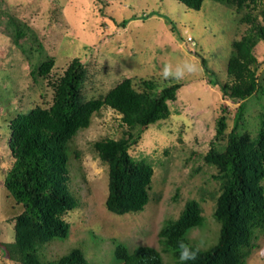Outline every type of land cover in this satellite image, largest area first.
<instances>
[{
  "label": "rangeland",
  "instance_id": "obj_1",
  "mask_svg": "<svg viewBox=\"0 0 264 264\" xmlns=\"http://www.w3.org/2000/svg\"><path fill=\"white\" fill-rule=\"evenodd\" d=\"M8 15L27 24L37 42L24 37L20 45L15 44L5 29ZM238 19L230 8L215 0H204L199 10L175 0H0V249L1 243L7 245L13 237V224L6 222V217L22 210L2 185L11 161L9 119L17 111L49 106L53 82L75 57L86 67L81 85L84 100L104 95L125 77H131L136 86L140 78L161 83L166 63L189 60L203 71L171 82L181 86L176 100L168 103L170 116L150 124L130 149L135 159L145 160L154 168L150 200L142 211L119 215L105 206L108 165L100 160L93 143L104 137H120V114L102 108L93 114L87 128L77 132L70 146L79 157L71 154L69 187L79 205L64 215L70 225L68 237L48 241L45 258L54 259L78 247L86 264H119L112 256L111 239H115L129 250L154 247L171 264L157 233L163 222L178 217L189 199L200 203L205 218L202 227L190 230L189 239L203 247L212 243L218 231L212 212L219 181L213 177L217 168L204 156L211 146L224 148L240 102L222 97L219 86L209 81L213 77L204 71L199 56L206 58L222 81L226 80L231 40L239 39L249 27L246 22L239 24ZM187 33L192 34L194 44L186 41ZM254 52L264 85V42L257 44ZM49 56L54 59L49 75L34 80L29 62ZM223 105L229 111L227 128L225 137L216 140L215 122ZM244 105L242 127L254 136L257 114L264 110V90L247 98ZM257 235L256 247L245 264H264V231ZM2 264L19 263L2 259Z\"/></svg>",
  "mask_w": 264,
  "mask_h": 264
},
{
  "label": "trees",
  "instance_id": "obj_2",
  "mask_svg": "<svg viewBox=\"0 0 264 264\" xmlns=\"http://www.w3.org/2000/svg\"><path fill=\"white\" fill-rule=\"evenodd\" d=\"M175 1L199 10L204 0ZM215 1L239 16V24L246 22L249 27L239 39L231 40L226 80L222 81L214 73L205 57L199 58L204 71L213 77L209 81L219 86L222 97L240 103L224 148L211 146L204 156L208 164L217 168L213 177L219 181L212 212L218 224L216 239L205 247L189 239L190 230L202 227L205 218L200 203L187 200L178 217L163 222L157 233L162 251L170 256L171 264H181L180 241L200 249L198 258L187 264H245L256 247L258 232L264 231V110L257 114L258 129L254 136L242 127L244 101L259 89L264 90L254 52L257 44L264 42V0ZM125 23L126 20L121 24ZM5 29L17 45L24 37L38 40L27 24L11 15L7 16ZM29 65L31 77L38 80L49 75L54 59L49 56L30 61ZM85 72L80 59L73 58L62 76L53 82L54 95L49 106L36 105L26 112L17 111L9 119L11 161L5 168L2 185L21 204L22 210L6 217V222L13 224V237L7 245L1 243L0 264L2 259L19 264H86L78 247L54 259H46L44 250L48 241L66 239L69 235L70 225L64 215L79 205L69 187L71 154L78 158L79 152L72 150L70 144L102 108L108 107L120 114L121 128L119 138L104 137L93 143L100 160L108 165L107 210L119 215L139 212L150 200L153 165L135 159L130 149L150 124L170 116L168 103L176 100L181 84L161 85L154 78H140L136 86L131 77H125L104 95L84 100L81 85ZM221 109L215 122L216 140L225 137L227 128L229 111L225 105ZM111 240L116 263L167 264L154 247L136 246L129 250L125 244Z\"/></svg>",
  "mask_w": 264,
  "mask_h": 264
},
{
  "label": "clouds",
  "instance_id": "obj_3",
  "mask_svg": "<svg viewBox=\"0 0 264 264\" xmlns=\"http://www.w3.org/2000/svg\"><path fill=\"white\" fill-rule=\"evenodd\" d=\"M203 70L189 60H184L173 65L166 63L160 74L161 84H170L173 81H180L186 76H194L201 73ZM179 260L181 264H187L188 261H195L199 256V246L193 247L183 241L178 242Z\"/></svg>",
  "mask_w": 264,
  "mask_h": 264
},
{
  "label": "built area",
  "instance_id": "obj_4",
  "mask_svg": "<svg viewBox=\"0 0 264 264\" xmlns=\"http://www.w3.org/2000/svg\"><path fill=\"white\" fill-rule=\"evenodd\" d=\"M186 41L188 43H193L194 44V42H193V36H192L191 33H187V35H186Z\"/></svg>",
  "mask_w": 264,
  "mask_h": 264
}]
</instances>
